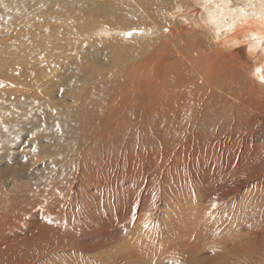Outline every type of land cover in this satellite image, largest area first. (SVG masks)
Segmentation results:
<instances>
[{
  "label": "rangeland",
  "instance_id": "374dc122",
  "mask_svg": "<svg viewBox=\"0 0 264 264\" xmlns=\"http://www.w3.org/2000/svg\"><path fill=\"white\" fill-rule=\"evenodd\" d=\"M89 1L31 2L40 109L27 107V116L13 127V139L0 140L2 186L27 197L31 212L16 217L15 210L7 214L2 206L0 264H264V86L252 84L261 48L249 55L246 42L221 46L224 56L249 74L244 83L249 114L212 107L194 123L188 142L186 125L176 136L160 115L99 116L91 100L95 92L87 91L95 82L69 81L71 73L83 81L95 74L74 70L83 59L98 66L108 60L107 42L93 32L99 25L113 26ZM200 1L148 4L178 13L186 2L200 16ZM254 1L214 3L254 16ZM129 17L118 27L146 25ZM83 94L91 101L78 106ZM53 107L72 111L63 120L68 128L57 124ZM177 139L184 152L175 146ZM182 242L188 244L182 247Z\"/></svg>",
  "mask_w": 264,
  "mask_h": 264
},
{
  "label": "bare ground",
  "instance_id": "6f19581e",
  "mask_svg": "<svg viewBox=\"0 0 264 264\" xmlns=\"http://www.w3.org/2000/svg\"><path fill=\"white\" fill-rule=\"evenodd\" d=\"M132 1L136 5L134 8L127 0H105L103 4L89 1L100 7L102 19L113 26L99 25L93 32L107 42L105 57L108 60L98 66L85 58L74 70L79 73L89 69L90 73H95L92 78L83 81V76L73 73L68 78L71 83L95 82L87 90L95 92L91 99L96 105L95 113L99 116L131 112L160 115L173 125L176 136L182 125H186L188 142L195 129L194 123L203 120L212 107L232 106L234 113L249 114L244 104L249 99L244 91L249 74L236 59L224 56L222 49L246 42L249 55H256L261 48L263 55L259 58L256 74L252 75L256 84H252L264 86V0L254 1L257 2L254 16L244 13L243 9L219 7L215 0L199 2L204 8L200 16L191 12L196 6L186 2L185 9L180 12L167 13L170 9L162 5L151 7L149 0ZM31 2L0 0L2 141L13 139V127L18 119L27 116L23 114L27 107L30 111L34 110L33 106L40 109L35 7ZM223 9L228 19L221 15ZM129 15L142 19L146 25L135 29L118 27L130 20ZM53 17L62 19V15ZM171 26L176 29L172 31ZM144 36L149 38L144 39ZM127 92L136 95L127 98ZM29 97L33 98V103ZM91 100L83 94L77 97L76 104L81 106ZM101 103L105 108H100ZM67 110L53 107L57 124L68 128L69 124L63 120L72 111ZM223 113L221 117H226L230 111ZM178 139L175 146H180L184 152ZM2 184L0 175V211L2 206H7V214L15 210L16 217L20 212L28 215L30 200L11 195L13 191L4 190ZM187 244L182 242L181 246Z\"/></svg>",
  "mask_w": 264,
  "mask_h": 264
}]
</instances>
